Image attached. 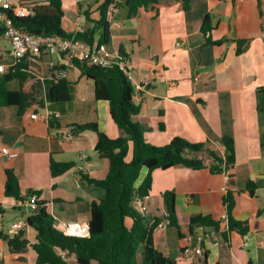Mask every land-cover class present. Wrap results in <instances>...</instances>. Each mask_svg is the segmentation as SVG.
Here are the masks:
<instances>
[{
  "label": "crops",
  "instance_id": "0c3cea01",
  "mask_svg": "<svg viewBox=\"0 0 264 264\" xmlns=\"http://www.w3.org/2000/svg\"><path fill=\"white\" fill-rule=\"evenodd\" d=\"M103 1L64 0V32L92 28ZM156 9V13L139 9L127 17L124 3L112 4L107 15L109 41L101 47L112 59L130 61L133 102L140 107L134 121L141 125L144 140L154 146H164L175 137L204 143L200 151L184 152V157L200 160L203 168L177 165L153 170L149 195L135 198L133 208L150 224L166 213L163 193L173 192L178 230L165 223L153 230L152 237L157 251L175 264H196L199 259L202 264H264V0H189L187 10L180 0H159ZM207 15L212 38L222 41L220 45L203 44L200 27ZM100 32L96 30V38ZM239 41L247 44L237 53ZM21 59L39 85L34 102L21 112L14 105L0 107V145L17 153L11 159L0 157V264H35L31 245L37 241L36 232L25 225L30 211L22 204L27 192L46 202L56 229L63 231L64 224L74 223L86 235L91 203L104 197V190L90 183L104 179L109 170L108 159L94 150L97 134L85 130L65 142L57 134L94 122L108 137L118 136L108 103L95 99L94 82L83 74L81 64L54 53ZM16 62L9 43L1 38L0 66L4 70ZM58 71L65 74L57 78ZM54 80L66 82L68 98L63 102L51 103L47 97ZM9 88L16 90L17 81H11ZM47 112L59 117L48 119ZM225 137L233 140L234 147V162L228 166ZM51 161L72 167L52 177ZM6 170H13L19 181L18 200L4 195ZM146 173L140 171L136 186ZM249 182L255 186L253 194ZM227 195L234 202L230 216L240 224L230 230L220 220L227 214ZM193 214L217 221L224 238L218 237V245L208 244L203 256L185 262L180 249L190 236ZM15 222L23 224L28 241L20 253L12 252L5 239L19 231L12 228Z\"/></svg>",
  "mask_w": 264,
  "mask_h": 264
},
{
  "label": "trees",
  "instance_id": "16d2710c",
  "mask_svg": "<svg viewBox=\"0 0 264 264\" xmlns=\"http://www.w3.org/2000/svg\"><path fill=\"white\" fill-rule=\"evenodd\" d=\"M63 1L48 0L45 6L34 8L27 17L11 16L13 24L30 34L46 36L58 35L70 38L74 36L88 45L102 46L109 41V22L107 15L109 7L122 2L127 7V17L134 16L139 9L157 12L159 0H104L99 6V19L93 22V27L75 34H66L61 27L63 18ZM183 9L189 8V0H180ZM90 21V20H89ZM100 35L96 38V30ZM4 24L0 22V39L4 33ZM213 26L207 15L202 21L200 32L204 45H220L222 41L212 38ZM247 41H239L236 52L240 53ZM78 64V61H74ZM80 64V63H79ZM83 74L94 82V97L97 101H106L109 114L118 130L116 138H110L98 129L94 122L76 125L73 133L91 130L97 134L94 150L101 158L109 161V170L102 180H90V183L104 190L102 199L92 201L88 234L85 236H69L56 229L53 218L46 210V202L36 200L29 210L25 225L36 232V243L31 248L36 254L35 264H175L174 260L164 256L154 246L152 233L159 222L165 221L178 230L175 214V200L173 192L163 193L166 200V214L161 219L153 218L152 223L145 222V217L133 208L135 198L145 199L151 190V172L153 170H167L177 165L193 170L203 168L200 160L184 157L185 150L197 152L205 147L204 143H190L175 137L164 146H154L143 138V129L134 121L140 112L139 105L133 102L135 88L131 81L115 65L109 67L86 66L81 64ZM27 72L26 63L17 59L14 66L4 68L0 72V107L14 105L21 112L34 102L37 95L36 87L39 81L33 80ZM31 82H28V81ZM11 81H17L18 88H9ZM48 89L47 97L51 103L63 102L68 98L64 80H54ZM51 109L54 106H50ZM53 119V118H51ZM52 123V121H49ZM226 154L225 165L234 162L233 140L229 137L222 139ZM210 155L219 163L222 161L215 152ZM71 163H50V175L57 177L69 171ZM147 173L141 183L136 186L140 171ZM255 186L248 183V190L253 194ZM34 194L27 192L26 196ZM4 195L20 199L19 181L13 170L5 171ZM227 228L239 227L230 213L234 202L227 195ZM0 212L2 210L0 208ZM201 228L214 231L219 238L224 233L219 231V223L210 217L193 214L189 217L190 234ZM10 250L20 253L26 250L28 241L23 230H19L11 238L6 237ZM220 240V239H219ZM205 254V253H204ZM204 263L199 259L196 264ZM194 264V262L192 263Z\"/></svg>",
  "mask_w": 264,
  "mask_h": 264
},
{
  "label": "built area",
  "instance_id": "2783aa9c",
  "mask_svg": "<svg viewBox=\"0 0 264 264\" xmlns=\"http://www.w3.org/2000/svg\"><path fill=\"white\" fill-rule=\"evenodd\" d=\"M47 4L48 0H0V22L4 24L5 28L2 38L9 43L11 53L16 59L23 58L27 55H39L41 53L60 54L71 63L78 61L80 64L86 66H97L102 68L115 65L129 80H131V65L127 58L119 57L112 59L101 46H98L97 44L88 45L83 40L76 39L74 36H71L70 38L58 35L40 36L23 31L13 24L11 16H30L33 13L34 8L45 6ZM79 32L82 31L79 30L76 33ZM179 45L180 43H175V46ZM2 70L3 67L0 66V71ZM64 74V71H58L56 76L57 78H60ZM30 117L32 119H36L37 114L32 113ZM58 117L59 114L57 112H47L46 114V118L48 119H56ZM73 134L72 130H68L58 133L57 138L61 142H65L71 140ZM16 156V152L11 151L5 145H0V157L11 159ZM83 157H85V155H83ZM79 169L84 171L83 167H80ZM226 180H230L228 175L226 176ZM37 199L38 198L35 194H31L23 199L22 204L28 210H31ZM164 216L166 217L167 214L165 213ZM1 219L2 213L0 212V221ZM220 220L227 222V214H223ZM165 223L167 222H159L156 227H161ZM22 226L23 224L20 222L12 224V228L16 230L22 229ZM63 232L69 236L86 235L85 230L78 224L74 223L64 224ZM218 243V235H216L214 231L210 229H203L195 235L190 234L186 243L180 249V255L185 262H191L195 257H201L204 255L205 247L208 244L218 245Z\"/></svg>",
  "mask_w": 264,
  "mask_h": 264
},
{
  "label": "water",
  "instance_id": "95a60500",
  "mask_svg": "<svg viewBox=\"0 0 264 264\" xmlns=\"http://www.w3.org/2000/svg\"><path fill=\"white\" fill-rule=\"evenodd\" d=\"M87 234H88V229H87Z\"/></svg>",
  "mask_w": 264,
  "mask_h": 264
},
{
  "label": "rangeland",
  "instance_id": "374dc122",
  "mask_svg": "<svg viewBox=\"0 0 264 264\" xmlns=\"http://www.w3.org/2000/svg\"><path fill=\"white\" fill-rule=\"evenodd\" d=\"M7 46V45H6Z\"/></svg>",
  "mask_w": 264,
  "mask_h": 264
}]
</instances>
